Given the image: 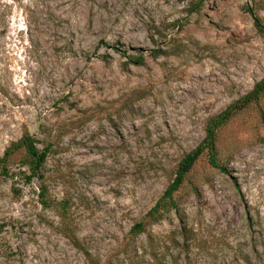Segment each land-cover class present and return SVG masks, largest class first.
Instances as JSON below:
<instances>
[{
	"label": "rangeland",
	"instance_id": "1",
	"mask_svg": "<svg viewBox=\"0 0 264 264\" xmlns=\"http://www.w3.org/2000/svg\"><path fill=\"white\" fill-rule=\"evenodd\" d=\"M194 2L0 0V157L25 133L49 149L29 183L0 178V264H264V99L219 132L228 174L192 170V239L170 212L126 247L207 120L264 77V0Z\"/></svg>",
	"mask_w": 264,
	"mask_h": 264
},
{
	"label": "trees",
	"instance_id": "2",
	"mask_svg": "<svg viewBox=\"0 0 264 264\" xmlns=\"http://www.w3.org/2000/svg\"><path fill=\"white\" fill-rule=\"evenodd\" d=\"M194 1L195 2L190 5L189 12L191 13L198 12L203 3L208 0ZM256 26L259 27L257 21ZM157 54L160 55L163 53L159 52ZM157 54L154 52L152 57H156ZM143 62V57H138L134 59L133 63L141 65ZM263 99L264 77L260 81L256 82L247 94L233 102L221 113L207 120L204 126V138L193 150L182 156L174 169L172 180L167 185L162 195L157 199L142 220L136 222L131 227L126 238L128 240V242H126V247L130 246L129 242L136 239L140 235L145 234L149 228L161 222L170 212H174L180 222V234L183 241L188 242L192 239L194 235L192 230L187 229L184 222V215H179V203L181 202V198L184 196L182 193L183 190L188 189L189 191L191 190L192 193L196 191V188L190 180L192 170L200 159L205 158L209 167L220 173L228 174L226 162L221 157L218 148L219 132L235 116L251 106H259ZM259 118L260 123L264 128V111L262 109H259ZM36 144L35 139L28 133L23 134L16 142L11 143L0 157V178L6 179L12 177L13 168H16L18 170V174H22L25 181L28 183L34 177H37L40 173L41 167L46 161L49 149L47 147L38 149ZM16 154L20 155L18 160H15ZM22 168L26 169L28 175H25L26 173L20 170ZM44 191L45 189H42L40 193L41 197L44 196ZM189 191H187V195L189 194ZM42 206L47 208L48 202L46 200L42 201ZM58 216L62 221L64 220V215ZM72 242L77 245L75 241ZM149 242L151 243L150 240Z\"/></svg>",
	"mask_w": 264,
	"mask_h": 264
}]
</instances>
